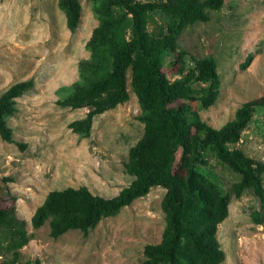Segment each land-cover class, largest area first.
<instances>
[{
    "label": "rangeland",
    "instance_id": "obj_1",
    "mask_svg": "<svg viewBox=\"0 0 264 264\" xmlns=\"http://www.w3.org/2000/svg\"><path fill=\"white\" fill-rule=\"evenodd\" d=\"M81 2V21L72 32L58 0H0V95L16 82L35 81L32 90L17 98V112L9 119L15 142L0 136V189L8 203L16 198V215L33 233L21 249L23 260L139 264L144 246L162 239L166 224L162 186L152 187L116 216L102 219L88 235L71 230L55 239L48 222L38 229L31 223L51 190L87 186L95 195L113 197L134 179L126 172L125 162L130 148L142 137L144 124L130 72L129 100L97 115L88 136H80L69 126L88 109L57 104L58 88L78 80L79 61L90 56L87 42L98 25L91 1ZM208 13V21L188 26L178 41L191 56L210 55L218 62L220 95L214 105L200 107L199 112L203 120L219 128L234 118L244 102L264 95V0H225L220 10ZM156 22L163 23L159 15ZM250 54L253 58L243 68ZM173 59L174 53L165 56L171 80L180 77L169 68ZM237 147L264 162V106L253 114ZM208 168L225 190H231L235 173L212 157ZM254 209L264 217L252 191L239 198L232 195L229 216L217 233L226 252L223 264H264V223L254 221Z\"/></svg>",
    "mask_w": 264,
    "mask_h": 264
},
{
    "label": "trees",
    "instance_id": "obj_2",
    "mask_svg": "<svg viewBox=\"0 0 264 264\" xmlns=\"http://www.w3.org/2000/svg\"><path fill=\"white\" fill-rule=\"evenodd\" d=\"M90 1L98 19L86 46L90 56L79 61L78 80L58 88L57 104L88 109L84 117L69 124L80 136H88L97 115L129 100L130 72L144 124L143 135L125 162L126 172L134 179L113 197L95 195L87 186L51 190L31 218L33 227L48 222L55 239L71 230L88 235L102 219L116 216L152 187L162 186L166 189L162 239L144 246L139 264H223L226 252L217 233L229 216L232 195L239 198L250 190L264 209V162L237 147L253 114L264 106V95L244 102L221 127L210 125L199 108L208 109L220 95L218 62L210 55L191 56L179 47L178 39L188 26L208 21V11L220 10L225 0ZM58 5L67 27L76 31L81 0H58ZM158 15L163 23L156 22ZM169 53L175 55L169 68L180 75L174 80L165 66ZM252 58L250 54L242 67ZM34 85L33 79L19 81L0 95L2 139L15 142L9 119L17 112V98ZM211 157L236 174L231 190H225L208 168ZM2 192L0 264H42L39 258L22 259L21 249L33 233L16 215V198L8 203ZM252 217L264 223L260 210L254 209Z\"/></svg>",
    "mask_w": 264,
    "mask_h": 264
}]
</instances>
